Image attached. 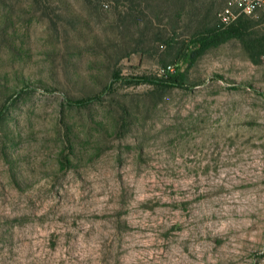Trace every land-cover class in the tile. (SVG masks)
Instances as JSON below:
<instances>
[{
	"label": "rangeland",
	"instance_id": "374dc122",
	"mask_svg": "<svg viewBox=\"0 0 264 264\" xmlns=\"http://www.w3.org/2000/svg\"><path fill=\"white\" fill-rule=\"evenodd\" d=\"M227 1L0 0V264H264V59L179 57Z\"/></svg>",
	"mask_w": 264,
	"mask_h": 264
},
{
	"label": "trees",
	"instance_id": "16d2710c",
	"mask_svg": "<svg viewBox=\"0 0 264 264\" xmlns=\"http://www.w3.org/2000/svg\"><path fill=\"white\" fill-rule=\"evenodd\" d=\"M85 1L89 5H93L94 2L95 3L97 2L103 6L112 5V8H114L118 12V15L123 20L135 19L136 21H138L148 16L147 9H148L149 0H85ZM186 1L189 2V4L193 3L196 5L199 2L204 3V1L206 0H186ZM214 6H215V1H211L208 4L209 12L206 15V18L210 17V15L213 12L212 9L214 8ZM149 22L151 23L153 22V20L150 18ZM145 25L147 27L149 23L146 22ZM255 25L258 24H253L249 20L245 19V17L240 18L238 21H236L234 24L228 27H224V25L220 21L219 22L217 21L216 24H213L208 28L198 30L195 34L192 35L190 40H188L187 42H182L179 57L180 58L182 57V59H186L191 56L192 60L195 61L204 51L211 48H217L231 39H238L245 46L251 61L254 64H259L264 59V32L260 33L254 31L253 28L255 27ZM158 31L160 32V34H157L156 41L161 42L166 37L163 36L164 34L162 29ZM174 40H176V38L173 39L172 37L171 38L167 37V39L164 40V42L170 45V43L174 42ZM126 56H124V58ZM166 67L167 66H164L162 70L166 69ZM162 74H164L163 77L166 78L165 81H167L169 84H164L162 82L163 81L162 79L164 78L157 77L156 79H152V78L150 79V80H154V85L164 84L169 87L171 86L178 88L185 87V80L183 79L182 76H176L177 75L176 71L174 73H170L166 71L164 73L162 72ZM112 77L115 83H119L123 79L121 73L118 70H115L113 72ZM138 78L142 81H147L149 79V78H145L144 76ZM106 90H108L107 87L103 89L105 93H107ZM88 98H86L87 101H85V99L77 100L78 104H83L85 102L89 103L90 101H94V100L100 101L101 94H96ZM6 111H8L7 106L4 105L0 107V121L4 119L6 115Z\"/></svg>",
	"mask_w": 264,
	"mask_h": 264
},
{
	"label": "built area",
	"instance_id": "2783aa9c",
	"mask_svg": "<svg viewBox=\"0 0 264 264\" xmlns=\"http://www.w3.org/2000/svg\"><path fill=\"white\" fill-rule=\"evenodd\" d=\"M246 16H264V0H228L219 12V21L224 27L231 26L240 18ZM175 72L173 65H168L162 72Z\"/></svg>",
	"mask_w": 264,
	"mask_h": 264
}]
</instances>
